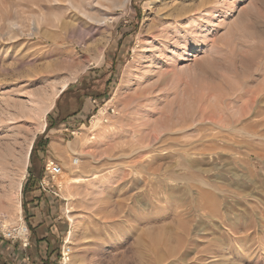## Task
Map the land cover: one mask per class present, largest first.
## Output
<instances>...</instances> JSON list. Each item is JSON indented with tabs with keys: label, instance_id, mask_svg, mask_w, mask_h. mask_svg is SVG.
<instances>
[{
	"label": "rangeland",
	"instance_id": "obj_1",
	"mask_svg": "<svg viewBox=\"0 0 264 264\" xmlns=\"http://www.w3.org/2000/svg\"><path fill=\"white\" fill-rule=\"evenodd\" d=\"M0 172L59 264H264V0H0Z\"/></svg>",
	"mask_w": 264,
	"mask_h": 264
},
{
	"label": "trees",
	"instance_id": "obj_2",
	"mask_svg": "<svg viewBox=\"0 0 264 264\" xmlns=\"http://www.w3.org/2000/svg\"><path fill=\"white\" fill-rule=\"evenodd\" d=\"M45 145H48V141L45 143ZM36 150H37V141L35 142L34 147L32 149L31 158L34 157ZM31 169H32L31 172L35 174L36 168L31 167L30 165V170ZM40 173H42V171ZM40 173H39V178L40 175L42 176V174ZM28 183L29 181H26L24 186L25 189ZM24 212L29 222V216H27L28 208H27V203L25 201H24ZM30 228H31L30 229L31 242L35 243V249L32 248V243L29 246H27L25 249H23L21 245L18 244V242H15L13 246H11L13 248V251L18 250L19 253H26L28 251L30 252L33 250L35 254L34 257H32L33 258L32 264H59L61 253L59 246L55 245L54 235L50 234L40 238L38 237L37 229L35 227H30ZM8 245H11L10 241L6 240L3 237V234L0 233V264H11V262H15V260H13V256H10V254L6 250L8 248ZM12 254L14 255V252Z\"/></svg>",
	"mask_w": 264,
	"mask_h": 264
},
{
	"label": "built area",
	"instance_id": "obj_3",
	"mask_svg": "<svg viewBox=\"0 0 264 264\" xmlns=\"http://www.w3.org/2000/svg\"><path fill=\"white\" fill-rule=\"evenodd\" d=\"M78 162L79 159L75 158L73 163L77 164ZM45 171L48 174L49 179L47 178L46 180V178H44L42 180L41 184L44 189L49 186L50 180H54L55 178L59 177V175L63 172V168L54 159H49L45 165ZM19 227L4 229L1 231V233L6 240H9L11 242V244L19 242L20 245H22L21 247L25 249L31 244L30 232L28 231V228L27 230H22ZM71 251V247L66 241L61 253V260L63 263L70 258Z\"/></svg>",
	"mask_w": 264,
	"mask_h": 264
},
{
	"label": "bare ground",
	"instance_id": "obj_4",
	"mask_svg": "<svg viewBox=\"0 0 264 264\" xmlns=\"http://www.w3.org/2000/svg\"><path fill=\"white\" fill-rule=\"evenodd\" d=\"M206 9V8H205ZM212 12V11H211ZM197 13V12H196ZM199 13V12H198ZM192 15V14H191ZM13 25H14V23H12ZM33 28H35V27H33ZM187 37V36H186ZM184 46V45H183ZM195 56V55H194ZM197 57V56H196ZM101 61V60H100ZM68 85H69V83L68 82H64L63 84H62V86L59 88V89H57V90H55L54 91V93L51 95V96H49V98H48V100L50 101V104H48V102H47V104H46V106H40V108H39V115H40V117L44 120V123H43V127H45L46 126V121H45V118H46V115L48 114V112L51 110V108H52V106L54 105V103H55V100L61 95V93L62 92H64L66 89H67V87H68ZM41 119V120H42ZM42 120V121H43ZM156 130V129H155ZM79 141H80V139H79ZM82 143V142H81ZM71 146V145H70ZM32 147H33V142H32V144L30 145V147H29V150H28V153H27V158H26V164H27V162H28V159H29V157H30V153H31V150H32ZM72 147V146H71ZM88 156L87 157H89V158H92L91 156L92 155H90V154H87ZM9 161H10V159H9ZM79 162H80V160H79ZM79 162L77 163V164H79ZM2 164V163H1ZM74 164V163H73ZM81 165V164H80ZM9 166V165H8ZM78 167V166H77ZM80 167V166H79ZM82 167V166H81ZM2 168V167H1ZM8 168V167H7ZM6 168V169H7ZM9 168H10V166H9ZM83 169V168H82ZM77 170V169H76ZM80 170V169H79ZM2 173H3V171H1ZM0 172V173H1ZM78 172V171H77ZM63 173V172H62ZM61 173V174H62ZM82 173H83V171H82ZM60 174V175H61ZM1 175V174H0ZM5 176H7V172H5V174H4ZM59 175V176H60ZM24 178V177H23ZM83 178V177H82ZM94 178H96V177H94ZM6 179V178H5ZM68 180H71L72 181V183L74 182V183H77V182H80V180H81V178H80V176H73V177H71V178H69ZM67 180V181H68ZM69 183H71V182H69ZM12 184H14V183H12ZM60 184H61V186L63 185V183L62 182H60ZM19 207L21 208V213H20V218H21V226H20V229H22V230H27V225L25 224V221L23 220V218H22V206L21 205H19ZM68 243H69V241H68ZM67 261H69V260H67ZM67 261H65L64 263H66Z\"/></svg>",
	"mask_w": 264,
	"mask_h": 264
},
{
	"label": "crops",
	"instance_id": "obj_5",
	"mask_svg": "<svg viewBox=\"0 0 264 264\" xmlns=\"http://www.w3.org/2000/svg\"><path fill=\"white\" fill-rule=\"evenodd\" d=\"M83 111V109H82ZM78 115V114H77ZM52 143V142H51ZM33 177L35 178V176L33 175ZM37 202V201H35ZM37 209V208H36ZM38 211V209H37ZM42 215V213L40 211H38V213H36L35 216H33V218H31L29 220L30 224L32 227H36L37 232H38V237H44L50 234H55V230L53 229L54 226L50 227V230L48 229V224L51 223V221H45V219L43 218H39Z\"/></svg>",
	"mask_w": 264,
	"mask_h": 264
}]
</instances>
